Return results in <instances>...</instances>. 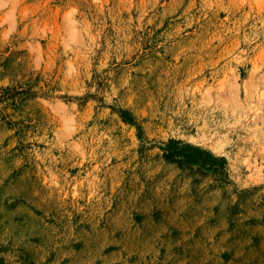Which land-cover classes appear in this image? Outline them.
<instances>
[{"label": "rangeland", "instance_id": "1", "mask_svg": "<svg viewBox=\"0 0 264 264\" xmlns=\"http://www.w3.org/2000/svg\"><path fill=\"white\" fill-rule=\"evenodd\" d=\"M0 264H264V0H0Z\"/></svg>", "mask_w": 264, "mask_h": 264}]
</instances>
